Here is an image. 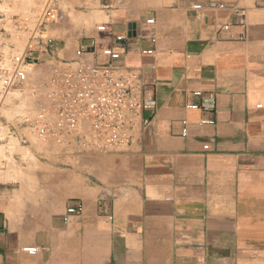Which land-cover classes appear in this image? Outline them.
I'll return each mask as SVG.
<instances>
[{
    "label": "crops",
    "instance_id": "1",
    "mask_svg": "<svg viewBox=\"0 0 264 264\" xmlns=\"http://www.w3.org/2000/svg\"><path fill=\"white\" fill-rule=\"evenodd\" d=\"M74 1L83 25L41 56L89 48L154 108L124 146L64 141L45 167L0 168V264H264V0Z\"/></svg>",
    "mask_w": 264,
    "mask_h": 264
},
{
    "label": "built area",
    "instance_id": "2",
    "mask_svg": "<svg viewBox=\"0 0 264 264\" xmlns=\"http://www.w3.org/2000/svg\"><path fill=\"white\" fill-rule=\"evenodd\" d=\"M193 8L201 7L195 5ZM56 20V8L49 1L38 15L36 28L29 37L26 49L10 59L13 67L8 69L0 65V123L5 97L15 89L26 88L27 68L37 61L35 57L28 56L33 50V43L40 42L43 46L41 51L46 49L48 40L40 37L38 31ZM6 27L7 20L0 8V35L7 32ZM104 30V26L97 27V31ZM122 39L121 36L116 37L117 41ZM89 52V48L79 47L74 51L73 60L62 61L54 66L40 85L30 87L29 96L34 100L35 113L31 118L23 117L21 125L42 142L61 144L71 141L80 148L105 153L129 143L137 115L142 110L154 108V102L140 101L134 95L133 87L137 77L132 71L123 70L112 63H92L87 59ZM102 54L111 60L119 58L118 53L108 48ZM0 61L3 62L1 52ZM194 94L200 95V92ZM82 210V204L67 208L63 220L66 221L69 215L81 213ZM23 251L34 255L37 248L27 247Z\"/></svg>",
    "mask_w": 264,
    "mask_h": 264
},
{
    "label": "rangeland",
    "instance_id": "3",
    "mask_svg": "<svg viewBox=\"0 0 264 264\" xmlns=\"http://www.w3.org/2000/svg\"><path fill=\"white\" fill-rule=\"evenodd\" d=\"M0 1L1 11L3 12L7 20V32L0 35V52L2 53L3 57V62L0 63V65H3L7 64V61L12 62V60L10 59L25 50L27 42L29 41V37L36 28L38 16L36 17V20L30 25L26 23L24 19H21V17H19V15L14 12L15 10L11 12V8H13L14 6L10 8V6H8V4L4 0ZM47 2L48 0H42V7L39 10V13ZM50 3L56 8L57 20L45 25L40 31H38V35L40 37H46V39L48 40L46 43V51H43L42 54L49 53L50 49L53 50L58 44L57 39H64V37L61 36V32L65 33V30L61 28L63 24H67L66 26L72 27L74 29L80 28L83 25V7L80 3H77L74 0H51ZM15 38L20 41L22 48L25 47L22 52H20L21 50L17 52L16 46L13 45ZM35 42L33 43V50L32 52L28 53V56L32 58L35 57L37 61H35L32 66H30L32 67L31 70H28V78L25 83L26 88L15 89V91H17V93L19 94V98L14 100V105L21 106L25 113H23L20 118L19 115L18 118L11 121L8 120L2 113L3 118L0 123V136L2 137L0 145L2 144V142L5 143L6 140L8 142L15 140L21 148L29 151V154L33 156V160L31 162L29 158L24 157L23 155H21V153H11L8 151L5 156L0 158V168H2L3 166L10 167L18 165H38L45 167V162L48 160L45 155L48 156L49 151L54 147L53 143L42 142L37 137L29 134L24 126L21 125V119L23 117L31 118L35 113L34 100L29 96V92L31 90L30 87L40 85L47 78L50 70L54 66L60 64L62 61L73 60L74 55L73 57H71V59L50 62L40 54V48L42 47L41 43ZM4 49L7 50L8 53L11 52L10 56L12 57L8 55V59L7 56H4ZM13 49L16 50L13 51ZM4 57L7 61L4 59ZM3 108L4 106L2 107L1 112ZM5 108L9 107L5 106ZM83 129H86V127L83 126ZM21 137H25L29 140V147L21 142ZM37 155L40 157H38Z\"/></svg>",
    "mask_w": 264,
    "mask_h": 264
},
{
    "label": "bare ground",
    "instance_id": "4",
    "mask_svg": "<svg viewBox=\"0 0 264 264\" xmlns=\"http://www.w3.org/2000/svg\"><path fill=\"white\" fill-rule=\"evenodd\" d=\"M4 1L8 4V6H10V8L12 6H14L13 8H11V12L15 10L14 12H16L19 15V17H21V19H24V21L30 25L32 22H34L36 20V17L39 14V10L42 7V0H4ZM49 1H51V0H48V2ZM13 45L16 46L17 52L20 50H21L20 52H22V50L25 48V47L22 48L20 41L17 40L16 38H15ZM16 49H13V51ZM3 51H4L3 53L5 54L4 56H7V58H8V55L9 56L11 55L10 54L11 52L8 53V51L5 49ZM10 57H12V56H10ZM4 59H5V57H4ZM3 65L8 69H11L13 67L12 62H10V61H7V64H3ZM29 69L31 70V67L27 68V73H28ZM17 97H18V93H17V91L14 90V91H11L4 99V108L2 110V113L8 119L17 118L19 115L20 108H18L16 105H14V100L17 99ZM5 106L6 107L8 106L9 108H5ZM0 128H1V126H0ZM4 135H5V132H4ZM3 138H5V137H3ZM6 147H7V140L5 141V143L2 142V144L0 145V154L3 153V151L6 149Z\"/></svg>",
    "mask_w": 264,
    "mask_h": 264
}]
</instances>
